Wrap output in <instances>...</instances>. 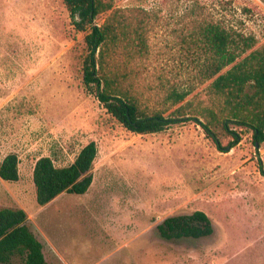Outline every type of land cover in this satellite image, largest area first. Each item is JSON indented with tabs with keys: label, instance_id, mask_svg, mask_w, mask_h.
I'll return each instance as SVG.
<instances>
[{
	"label": "rangeland",
	"instance_id": "1",
	"mask_svg": "<svg viewBox=\"0 0 264 264\" xmlns=\"http://www.w3.org/2000/svg\"><path fill=\"white\" fill-rule=\"evenodd\" d=\"M114 1L151 15L149 83L167 75L187 85L209 22L264 45V0ZM74 22L62 0H0V166L11 153L20 159L18 182L0 178V209L27 212L50 264H264V143L235 127L241 143L220 152L195 121L128 131L85 87L89 31ZM90 142L98 156L89 191L39 207L37 160L66 167ZM196 211L211 219V236H161L165 219Z\"/></svg>",
	"mask_w": 264,
	"mask_h": 264
},
{
	"label": "trees",
	"instance_id": "2",
	"mask_svg": "<svg viewBox=\"0 0 264 264\" xmlns=\"http://www.w3.org/2000/svg\"><path fill=\"white\" fill-rule=\"evenodd\" d=\"M62 1L76 29L89 31L85 36V87L96 93L107 112L128 131L154 134L195 121L220 152L228 153L241 143L242 135L235 127L252 130L255 143H264V45L256 48L255 36L221 23H206L195 41L200 51L198 70L187 85L172 82L167 75L158 77V83H149L152 25L148 11L118 8L114 0ZM102 15L107 17L99 25L96 20ZM97 156L98 146L90 142L66 167H57L51 157L38 159L33 170L38 206L50 204L63 193L86 194L94 180ZM19 165L16 153L7 155L0 178L18 182ZM158 230L168 240L202 238L211 236L214 226L206 213L196 211L168 217ZM17 256L23 264H50L43 243L29 227L27 212L2 208L0 263L10 264Z\"/></svg>",
	"mask_w": 264,
	"mask_h": 264
}]
</instances>
